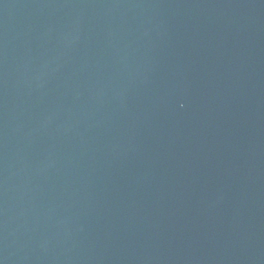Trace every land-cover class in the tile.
I'll return each instance as SVG.
<instances>
[{
    "label": "water",
    "instance_id": "obj_1",
    "mask_svg": "<svg viewBox=\"0 0 264 264\" xmlns=\"http://www.w3.org/2000/svg\"><path fill=\"white\" fill-rule=\"evenodd\" d=\"M0 264H264V0H0Z\"/></svg>",
    "mask_w": 264,
    "mask_h": 264
}]
</instances>
